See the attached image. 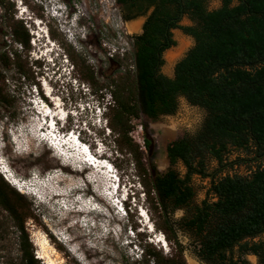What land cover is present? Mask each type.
Instances as JSON below:
<instances>
[{
	"label": "trees",
	"instance_id": "16d2710c",
	"mask_svg": "<svg viewBox=\"0 0 264 264\" xmlns=\"http://www.w3.org/2000/svg\"><path fill=\"white\" fill-rule=\"evenodd\" d=\"M140 1L143 15L152 10L143 32L132 36L130 63L125 55H113L110 62L116 70L105 74L82 54L71 57L73 69L91 93L102 99L109 94L107 126L119 150L132 157L151 200L149 212L170 246L168 254L145 247L136 264H187L180 232L189 236L191 250L202 261L251 264L248 256L253 255L264 264V0H221L214 8L210 6L214 0H116L118 5ZM11 5L10 0H0L6 13ZM184 18L191 25H183ZM9 26L3 35H10L18 47L0 48V107L11 106L16 99L17 86L10 90L7 83L13 79L10 72L15 71L18 79L31 74L26 66L29 31L18 22ZM174 30L193 38L194 44L169 77L163 73L164 54L177 45ZM180 99L205 116L195 131H183L167 145L170 169L160 173L130 137L133 121L173 116ZM141 124L150 154L152 141ZM233 151L239 152L235 160ZM179 165L185 168L184 175L175 170ZM242 166L246 173L237 169ZM196 178L209 181L200 204ZM31 206L0 174V207L20 235V264H40L25 227L27 219L36 220ZM179 210L185 215L176 219Z\"/></svg>",
	"mask_w": 264,
	"mask_h": 264
},
{
	"label": "rangeland",
	"instance_id": "374dc122",
	"mask_svg": "<svg viewBox=\"0 0 264 264\" xmlns=\"http://www.w3.org/2000/svg\"><path fill=\"white\" fill-rule=\"evenodd\" d=\"M10 2L13 6L7 13L0 6V48L6 44L18 47L13 46L10 35H3V31L9 33L10 23L18 22L28 29L31 49L26 66L31 74L28 79H18L15 71L10 72L13 79L7 83L10 90L17 86V92L13 93L16 99L11 106L0 107V156L11 175L24 183L23 190L19 191L0 174L32 205L36 220L27 219L25 227L35 257L40 264H50V260L54 264H136L143 257L135 247L143 251L152 246L168 254L170 246L165 250L157 241L163 233L156 228V218L149 212L151 200L145 195L132 157L119 150L107 126L106 106L112 100L109 94L102 99L91 93L73 69L71 59L74 54H82L97 71L112 74L116 70L110 62L113 55H125L131 62V38L140 33L144 19L126 22L115 0ZM220 3L221 0H214L210 6L218 7ZM24 10L39 20L41 29L25 19ZM182 24L191 25V21L184 18ZM173 35L177 45L164 54L163 73L169 77L173 76L176 63L194 44L193 38L180 30H174ZM34 60H39V64L33 65ZM39 99L46 103L43 110L47 111L49 105L58 115L69 116L66 123L62 122L64 129L58 127L61 131L74 130V135L81 134L95 154L99 149L98 160L108 159L119 165L115 167L121 177L123 192L120 193L127 198L125 212L115 207L108 195L113 187L110 172L104 171L105 167H88L90 161L83 145L75 143L76 151L81 148L85 158L83 153L72 152L75 146L69 140L64 139L62 154L56 153L44 140L47 133L40 129L44 119L37 113L43 111L39 110L40 103H34ZM204 116V111L180 99L179 110L173 116H162L155 121L146 117L142 121L134 120L130 137L145 151L148 162L150 159L163 173L169 167L167 145L181 132L195 131ZM142 122L152 141L150 154L144 146ZM238 155L239 152L233 151L231 159L235 160ZM48 166L52 169H46ZM237 169L247 172L245 166ZM176 170L181 175L186 172L182 165ZM195 186L196 202L200 203L206 196L209 181L196 178ZM184 215L180 210L175 218L181 219ZM179 235L187 248V264H202L190 252L189 236L182 232ZM19 236L10 215L0 207V264L21 263ZM248 259L251 264H258L255 256L250 255Z\"/></svg>",
	"mask_w": 264,
	"mask_h": 264
},
{
	"label": "flooded vegetation",
	"instance_id": "af4514ba",
	"mask_svg": "<svg viewBox=\"0 0 264 264\" xmlns=\"http://www.w3.org/2000/svg\"><path fill=\"white\" fill-rule=\"evenodd\" d=\"M115 3L117 4L116 0H115ZM118 5V4H117ZM119 9L121 10V14H122V17L123 19L126 21V22H129V21H133V20H137V19H144V22H143V25L148 17V15L150 14L151 10L147 13V15H143L142 13L144 12V4H142V1L138 2L136 5L132 4L131 2H126V3H123L121 5H118ZM142 25V27H143ZM143 32V29H141L140 33ZM138 33V34H140ZM137 35V34H135ZM132 39V38H131ZM174 75V74H173ZM146 117V116H145ZM148 118V117H146ZM150 120H152L151 118H148ZM155 121V120H154ZM170 169V165L168 167V170ZM167 170V171H168ZM176 170V169H175ZM166 171V172H167ZM177 171V170H176ZM166 172H163V173H166ZM206 197V196H205ZM197 198V197H196ZM202 202V201H201ZM200 202V203H201ZM200 203H197L196 204H200ZM180 211V210H179ZM184 211V210H183ZM192 244V242H191ZM190 252L193 256V258H195L198 262L202 263V264H212V263H208L206 261H202L201 259H199L196 254L191 250L190 248ZM186 253V251H185ZM186 256V254H185ZM253 256V255H252ZM256 257V256H255ZM257 258V257H256ZM249 260V259H248ZM258 260V259H257Z\"/></svg>",
	"mask_w": 264,
	"mask_h": 264
},
{
	"label": "clouds",
	"instance_id": "9594fccd",
	"mask_svg": "<svg viewBox=\"0 0 264 264\" xmlns=\"http://www.w3.org/2000/svg\"><path fill=\"white\" fill-rule=\"evenodd\" d=\"M24 11H26V13H27V17L25 18V19H27V20H31V22L32 23H34L36 26H37V23L39 22V20L38 19H35V18H33L32 16H30L29 14H28V10H24ZM72 116H74L73 114H71ZM68 115H62V120L59 122V120L57 119V122L58 123H60V125H58V127H60V126H63V124L64 123H62V122H67V120H68ZM101 117H103V115L101 116ZM121 192H123V191H121ZM123 194V198H124V201L126 202V200H127V198H126V195H124V193H122ZM125 210H126V208H125ZM161 238H163V239H165V237H163V235H161ZM140 256H141V258L143 257V251H141L140 250Z\"/></svg>",
	"mask_w": 264,
	"mask_h": 264
},
{
	"label": "bare ground",
	"instance_id": "6f19581e",
	"mask_svg": "<svg viewBox=\"0 0 264 264\" xmlns=\"http://www.w3.org/2000/svg\"><path fill=\"white\" fill-rule=\"evenodd\" d=\"M86 146H87V145H86ZM90 151H91V150H90ZM91 156H92V155L87 154V157H88V159H89L90 162L93 161V160L95 161V163H94L95 167H105L103 164H101V161L98 160V159H97V161L99 162V164L96 163L97 161L95 160L96 157H95L94 155H93V157H94L95 159L91 158ZM92 159H93V160H92ZM91 165H92V164H91ZM92 166H93V165H92ZM69 171L71 172L70 169H69ZM42 248L45 249V246L42 245ZM47 257H48V256H47ZM40 258H41V259H45V256H44V257L42 256V257H40ZM50 264H54V262H53L52 260H50Z\"/></svg>",
	"mask_w": 264,
	"mask_h": 264
},
{
	"label": "built area",
	"instance_id": "2783aa9c",
	"mask_svg": "<svg viewBox=\"0 0 264 264\" xmlns=\"http://www.w3.org/2000/svg\"><path fill=\"white\" fill-rule=\"evenodd\" d=\"M164 237V236H163Z\"/></svg>",
	"mask_w": 264,
	"mask_h": 264
}]
</instances>
